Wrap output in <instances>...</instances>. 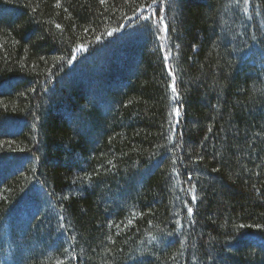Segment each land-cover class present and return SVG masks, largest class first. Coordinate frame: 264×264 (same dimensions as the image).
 <instances>
[{
    "label": "trees",
    "instance_id": "obj_1",
    "mask_svg": "<svg viewBox=\"0 0 264 264\" xmlns=\"http://www.w3.org/2000/svg\"><path fill=\"white\" fill-rule=\"evenodd\" d=\"M160 7L0 0V264H264V0Z\"/></svg>",
    "mask_w": 264,
    "mask_h": 264
},
{
    "label": "snow or ice",
    "instance_id": "obj_2",
    "mask_svg": "<svg viewBox=\"0 0 264 264\" xmlns=\"http://www.w3.org/2000/svg\"><path fill=\"white\" fill-rule=\"evenodd\" d=\"M100 2L104 3V0H100ZM152 3L157 5L158 11H163V8L160 7V6L165 3V0H152ZM148 6L150 7L151 5H148ZM144 19H149V18L148 17H144ZM158 23L160 25H164V17H162V16L158 17ZM57 27L59 28L60 26L57 25ZM166 31H167V26L166 25L163 28L159 29V32H166ZM109 35H111V33H109ZM157 38L161 39L162 37L160 35H158ZM163 47H164V45H161V48H163ZM164 59H165V61H167L168 60V55H165ZM169 74L171 75V71H170ZM171 87H172L173 93L175 94L176 91H177L175 85L173 84V85H171ZM174 111H176V110H174ZM176 114L179 115V112L176 111ZM190 179L191 178H189V180ZM195 200H196V197L193 196L192 197V202H195ZM187 211H188L189 216H191L192 215V211H193L192 208L188 207ZM129 223H131V221H129ZM58 264H59V262H58Z\"/></svg>",
    "mask_w": 264,
    "mask_h": 264
},
{
    "label": "rangeland",
    "instance_id": "obj_3",
    "mask_svg": "<svg viewBox=\"0 0 264 264\" xmlns=\"http://www.w3.org/2000/svg\"><path fill=\"white\" fill-rule=\"evenodd\" d=\"M91 85H94V83H92V82H89ZM5 166H3V164H2V166L0 167V169H1V171H3L4 172V170H5ZM12 167L10 166L8 169H11ZM22 215H24V213H21V215L20 216H22ZM23 218V217H22Z\"/></svg>",
    "mask_w": 264,
    "mask_h": 264
}]
</instances>
